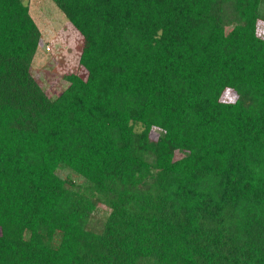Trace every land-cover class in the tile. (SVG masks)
I'll return each instance as SVG.
<instances>
[{
	"label": "trees",
	"instance_id": "16d2710c",
	"mask_svg": "<svg viewBox=\"0 0 264 264\" xmlns=\"http://www.w3.org/2000/svg\"><path fill=\"white\" fill-rule=\"evenodd\" d=\"M53 1L56 97L0 0V264H264V0Z\"/></svg>",
	"mask_w": 264,
	"mask_h": 264
},
{
	"label": "rangeland",
	"instance_id": "374dc122",
	"mask_svg": "<svg viewBox=\"0 0 264 264\" xmlns=\"http://www.w3.org/2000/svg\"><path fill=\"white\" fill-rule=\"evenodd\" d=\"M23 1L29 4L31 15L42 34V44L32 63V74L50 97H56L68 85L65 75L82 71L80 56L83 36L53 0ZM258 31L264 36V21H260ZM234 99L235 95L230 90L223 95L225 101ZM59 173L62 176L68 174L64 170Z\"/></svg>",
	"mask_w": 264,
	"mask_h": 264
}]
</instances>
